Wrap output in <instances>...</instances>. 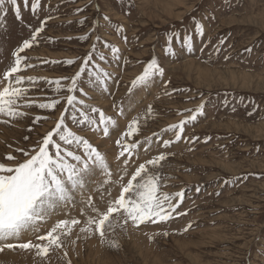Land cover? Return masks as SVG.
<instances>
[{"label": "rangeland", "instance_id": "374dc122", "mask_svg": "<svg viewBox=\"0 0 264 264\" xmlns=\"http://www.w3.org/2000/svg\"><path fill=\"white\" fill-rule=\"evenodd\" d=\"M4 11L6 16L0 11V78L13 63L14 50L48 17L52 19H47L38 46L26 50L34 67L22 73L25 76L54 80L74 75L95 35L120 49L119 61L110 57L102 64L115 81H109V91L101 95L85 79L84 91L90 99L79 97L113 117L117 126L109 136L69 126L105 155L113 180L122 175L123 158L117 160L116 141L141 142L138 158L133 156L121 183L140 163L165 153L161 191L184 193L167 222L124 225L123 215L114 213L104 241L98 234L84 239L79 232L82 225L76 226L66 238L68 256L52 252L49 264H66L68 259L71 264H264V0H40L35 12L31 0L27 7L21 0L22 20L10 5ZM197 23L203 25V35L195 32ZM94 26L98 27L90 40L78 39ZM169 34H191V49L181 47L178 38L174 41L177 54L166 55ZM100 50L108 55L106 49ZM153 57H158L163 76L129 93L131 81ZM65 60L76 64L69 66L62 63ZM52 95L42 82L29 92L37 103ZM113 100L122 102L124 115L113 108ZM65 103L61 99L52 112L35 106L23 109L29 113L25 118L0 123V162L12 163L5 159L9 154L22 160L23 155L15 150L30 148L50 131ZM149 105L152 112L145 117ZM201 105V113L185 125L179 141L174 140V133L163 131L192 114L186 110L195 111ZM90 115L98 118V114ZM36 116L48 119L34 125ZM137 118L139 131L122 137ZM165 139L173 140L167 148L162 146ZM104 179L97 174L89 185L94 204L101 210L121 191L119 183L103 185ZM101 193H105L103 199ZM76 199L75 207L60 210L42 231L58 219L77 218L83 224L84 205L79 196ZM112 240L118 241V247L109 246ZM0 264L41 261L29 251L5 249L0 252Z\"/></svg>", "mask_w": 264, "mask_h": 264}, {"label": "snow or ice", "instance_id": "6c2138e0", "mask_svg": "<svg viewBox=\"0 0 264 264\" xmlns=\"http://www.w3.org/2000/svg\"><path fill=\"white\" fill-rule=\"evenodd\" d=\"M22 3L27 7L29 0H22ZM6 4L13 9L17 19H23L21 0H0V11H3L5 16L7 15L4 11ZM39 6L40 0H31L33 12ZM77 11H83V9H77ZM47 19H52V17ZM47 19L41 22L40 27L32 31L29 39L23 40L21 45L14 50L13 63L0 78V83L5 85L0 88V123L25 118L29 113L23 109H30L33 106L45 112H52L57 109L61 99L66 100L59 120L50 131L30 148L15 150L23 155L22 160L9 154L5 159L12 163L0 162V252L5 249L29 251L40 259L41 264H49L52 252L62 251V258L68 256V252L64 250L66 238L72 235L73 229L78 225H82L79 227V232L84 234V239L98 234L101 241H104L106 232L112 228L111 218L114 213L123 215L124 225H127L129 221L137 227L147 223L167 222L173 219V213H176L184 196L183 191L177 193L161 191L163 186L162 162L167 159L165 153L140 163L127 182L121 183L128 175L127 167L133 156L138 158L141 142L116 141L120 148L117 160L120 161L123 158L121 161L122 175L117 180H113V173L105 155L85 136L79 135L69 126L71 124L80 131L88 128L104 136H109L110 129L117 126V121L113 117L105 115L100 108L86 104L85 99L79 98L83 96L90 99L88 93L84 91L83 81L85 79L92 81L94 87L101 90V95L109 91V81L113 83L115 81L113 74L107 71L102 64L108 63L110 57L119 61L120 49L116 45L95 35L89 52L81 58L82 62L78 70L69 77L51 80L22 74L34 67L29 62L31 58L25 53L34 45L38 46V38L44 31ZM104 20L110 22L107 16ZM80 23L83 24L84 21ZM28 27L31 28L30 25ZM96 27L98 26H94L90 33L78 39L90 40L96 32ZM117 30L123 31L122 26H118ZM203 31V25L197 23L195 32L203 35ZM178 38L181 47L191 49L193 42L191 34H184L182 37L179 34H169L164 48L166 55L175 56L177 54L174 41ZM124 39L126 41L127 37L125 36ZM100 49H106L108 55ZM62 63L71 66L76 64V61L65 60ZM163 74L164 69L158 57H153L147 62L143 72L131 81L129 93L137 87L141 89L147 87L155 77H162ZM41 82L50 87L54 95L49 96L46 102L37 103L30 99L29 92L33 86ZM43 90L41 88V91ZM62 92H66L67 95L61 97ZM202 107L201 105L195 111L186 110L192 114L163 131L174 133V140L179 141L185 125L197 119ZM113 108L120 115L125 114L122 102L113 100ZM151 112L152 106L149 105L145 117ZM90 113L98 114V118ZM47 119V116H36L32 123L38 125L41 120ZM139 127V118L131 120L127 131L122 133V137L134 136L139 131ZM28 131L31 132L32 129L29 128ZM24 139L28 141L29 137L25 136ZM172 143L173 140L165 139L162 141V146L167 148ZM97 174L105 177L103 185L119 183L121 187L119 196L110 199L104 210L95 206L89 192V185ZM106 194L111 195L110 191ZM104 195L105 193H101V199ZM77 196L80 197L79 202L84 205L81 209V215L86 217L83 224L77 218L58 219L50 228L42 231L53 216L59 214L60 210L75 207L78 202ZM164 234L167 235V233ZM26 237L31 238L25 240ZM76 239H80V236L78 235ZM108 243L110 247H118V241L112 240ZM66 264H71V260L68 259Z\"/></svg>", "mask_w": 264, "mask_h": 264}, {"label": "bare ground", "instance_id": "6f19581e", "mask_svg": "<svg viewBox=\"0 0 264 264\" xmlns=\"http://www.w3.org/2000/svg\"><path fill=\"white\" fill-rule=\"evenodd\" d=\"M214 76V75H213ZM94 188V187H93Z\"/></svg>", "mask_w": 264, "mask_h": 264}]
</instances>
